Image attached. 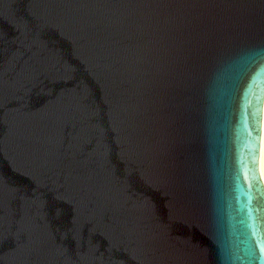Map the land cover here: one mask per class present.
<instances>
[{
    "label": "water",
    "instance_id": "obj_1",
    "mask_svg": "<svg viewBox=\"0 0 264 264\" xmlns=\"http://www.w3.org/2000/svg\"><path fill=\"white\" fill-rule=\"evenodd\" d=\"M264 0H0V264H264Z\"/></svg>",
    "mask_w": 264,
    "mask_h": 264
},
{
    "label": "bare ground",
    "instance_id": "obj_2",
    "mask_svg": "<svg viewBox=\"0 0 264 264\" xmlns=\"http://www.w3.org/2000/svg\"><path fill=\"white\" fill-rule=\"evenodd\" d=\"M259 174L264 185V102L261 123V140H260V153H259Z\"/></svg>",
    "mask_w": 264,
    "mask_h": 264
}]
</instances>
